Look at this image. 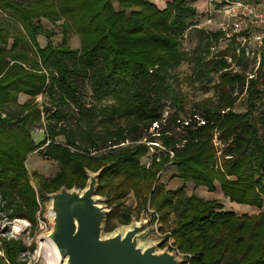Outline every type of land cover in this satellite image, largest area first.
Returning a JSON list of instances; mask_svg holds the SVG:
<instances>
[{"label": "trees", "instance_id": "16d2710c", "mask_svg": "<svg viewBox=\"0 0 264 264\" xmlns=\"http://www.w3.org/2000/svg\"><path fill=\"white\" fill-rule=\"evenodd\" d=\"M196 15L197 9L188 0H173L163 10L149 0H0V228L2 221L23 219L35 231L40 206L27 161L41 151L59 164L52 178L33 175L42 200L63 186L84 189L86 170L104 168L97 194L107 197L111 209L106 232L116 228L115 222L129 225L133 213L139 216L148 205L159 216L162 229L179 208L168 232L180 251L191 255L185 256L186 263L264 264V211L238 216L218 200L187 196L185 186L167 190L158 180L161 170L172 162L185 183L214 192L219 181L231 202L264 209V59L252 79L233 74L228 62L237 58L233 46L212 51L224 32L201 31L205 54L197 60L194 77L208 84L212 75H218L217 108L205 107L200 112L205 124L199 125L194 116L187 126L176 122L183 105L170 84L169 71L181 63V44L192 30L189 20ZM43 19L61 27L59 45L53 44L55 32L45 29ZM71 34L79 37L80 48L70 47ZM39 36L48 39L45 47L40 46ZM27 39L37 57L30 54ZM242 60H236L237 64ZM78 80L91 82L97 101L115 100V105L105 106L97 115L82 107L78 122L88 120L91 125L93 118H101L106 139L117 150L93 154L92 149L81 148L67 124L50 125L45 142L35 143L29 128L41 121L44 111L49 121L65 122V106L81 101ZM235 92L247 94L246 112L223 114L237 100ZM41 95L56 103L53 113L37 105ZM21 96L29 100L21 104ZM168 100L178 106L170 116L165 110ZM166 113L168 123L185 129L186 143L178 149L175 138L164 137L174 158L165 153L157 161L155 156L146 170L141 166L146 146L120 145L142 140L141 124L148 129L159 123L162 133L167 132L171 125L163 124ZM118 116L132 122L130 129L115 128ZM76 127L85 134L81 125ZM215 130L226 145L224 156L231 157L223 163L225 172L213 164L215 150L208 139ZM61 135L65 143L57 141ZM90 147L97 151L96 140L90 141ZM130 192L139 199L134 211L121 203ZM0 243L4 254L0 264H28L21 256L36 248L21 237L0 236Z\"/></svg>", "mask_w": 264, "mask_h": 264}, {"label": "rangeland", "instance_id": "374dc122", "mask_svg": "<svg viewBox=\"0 0 264 264\" xmlns=\"http://www.w3.org/2000/svg\"><path fill=\"white\" fill-rule=\"evenodd\" d=\"M223 2V0L221 1ZM192 3V2H191ZM115 7H117V4H114ZM220 3L217 7L209 8L208 11H204V13H201L202 11H199L198 14L195 17H192L189 21L191 25L195 26L199 25L202 29H194L193 26L191 27L190 33L187 34V37L185 41L181 44V54H182V60L181 63L175 67L172 68L169 71V77H170V84H172L173 88L175 89L176 93L179 96L181 104L183 105V110L180 112L178 119L176 122L178 123V120H189L192 116H194L195 113H198L199 116L200 112L205 108L209 107L211 109L217 108V101H218V95L216 93V90L214 88L215 84L218 82V75H212L211 79L212 81L210 83H203L200 80L196 79L194 77L195 68L197 66V60L199 57L205 54V45L202 42L205 34H203L201 31L205 32H213L217 31L220 27L222 22L224 21L223 14L215 13V10L219 7ZM6 17V16H5ZM212 20L211 23H208L209 20ZM208 21V22H207ZM42 24L47 30H53L55 32V35L52 39L53 44L55 46L59 45L62 41V30L61 27L58 25L55 27L53 24L48 22V20L43 19ZM209 30V31H208ZM40 46L45 47L48 44V39L44 36H39L38 38ZM28 44V50L30 54L34 57H37L36 55V49L32 45L29 39L26 40ZM216 43V42H215ZM228 41H222L220 44H214V50L224 49L228 47ZM249 44V43H248ZM227 45V46H226ZM250 45V44H249ZM70 47L77 49L80 48V39L77 35L71 34V42ZM247 50H250L251 53H255L253 58H245L241 61V65L239 63L236 65V60L239 59L237 56L236 59H234V63L231 65V72L233 74H245L248 76L249 74L254 73L253 67L255 62H260L259 66L256 70L259 71L261 63L264 59V50L259 53L255 50V46L252 44L250 46H247ZM213 51V50H212ZM214 52V51H213ZM233 52L235 53V50L233 49ZM236 54V53H235ZM237 55V54H236ZM260 57V59H259ZM258 65V64H257ZM263 74H264V70ZM79 93H80V99L81 101L79 103L71 101L70 104L66 105L64 110L67 115V119L65 122H57L55 120H48L47 119V113L44 111V115L42 116V119L39 123H37L35 126L30 127V134L32 135L35 143L37 145L44 143L48 131L47 128L51 126H64L65 124L70 127V129L74 130L76 133L77 138L79 139V146L81 148H89L92 149L93 154L95 152L99 154H104L106 151L111 150H117L116 147L113 146L114 143L110 142L106 139V127L103 126V124L100 123L101 118H93L91 125H89L88 120H86L87 123H85V120L81 122H78L80 120V111L81 108L84 107V109H88L90 111H94L95 115L99 114V111L103 109L105 106H112L115 105V100L113 98H106L101 101H97L93 97V91H92V85L89 80H78L77 83ZM208 89V91H206ZM238 96L237 100L228 108H226L224 111H222L223 114L234 111L237 113H244L247 109V94H239V92H235L234 95ZM29 100L28 96H21L19 98V102L21 104L26 103ZM168 107H166V111H168L169 116L172 115L174 112L178 110V106L172 103L171 100L167 101ZM37 105L40 107L41 110L43 108H50L51 113H53L56 109V103L53 102L48 98V96L41 95L36 100ZM172 104V105H171ZM168 116L166 113L164 117ZM202 118V116H201ZM165 127H169L171 125L167 132L162 133V127L160 124H158V127H154V124L149 127L148 129L145 128L143 124H141L140 128L142 129V132L144 134V138L140 141H126L124 144H121L120 146L123 147H131L134 148L138 145L146 146L148 148V152L146 155H144L141 158V166L142 168L148 170L150 169V166L152 165L153 158L156 156L157 161H160L163 154H169L170 158H174L173 151L164 143L163 138L164 137H173L175 138V147L178 149H181L184 147V144L186 141L183 139L184 135L186 133L185 129L181 126H174L172 123H168L169 117L165 119ZM197 120V119H196ZM115 128H125L130 129L132 126V122L128 119H124L121 117L115 118ZM81 125L83 127V130L85 131V134L80 132L77 129V125ZM92 129V130H90ZM93 135H97V137H92ZM220 133L215 130L212 132V136L208 139V142L211 143V146L215 150V155L213 158V164L215 165V168L219 171L225 172V168L223 163L225 161L229 160L231 157L224 156V148L226 145L221 142L219 138ZM92 137V138H91ZM57 141L60 143H65L66 139L64 136H58ZM96 140L97 143V151H95L93 148L90 147V141ZM92 154V155H93ZM27 168L29 170V174L31 177V185L34 188L37 200L41 203L40 204V210L41 213L39 215L40 220H46L44 218L45 216V210L47 206V201L45 199H41L39 196V187L37 186V182L33 178V175L35 173L45 177V178H52L54 177L58 171H59V164L51 159H48L43 156L41 151H37L32 153L27 161ZM228 179H231L228 177ZM159 183H162L165 185V188L167 190H177L181 188L182 186L186 187V195L190 196L192 194L197 195L200 198H203L204 200H218L221 204L225 206V209H231V211H234L237 213L238 216L247 214H258L264 209L259 210L256 207L250 206V205H243L231 202L228 197H226L221 190V184L219 181L215 182L216 185V191L210 192L205 187H198L194 182H187L185 183L180 177H179V171L175 164L172 162L168 163L163 170H161L159 174ZM106 198L107 197H102ZM123 206L131 209L134 211V209L138 206L139 199L134 195V192H130V194L121 202ZM178 209L174 210L171 214V219L168 224V226L163 227L162 229L161 224L158 225L157 222V216L154 213V210L148 205L146 208L143 209L145 211V219L148 220V227L147 232L142 238L143 243H150L155 242L158 240L164 239L166 236H170L169 230L174 226V223L177 220L178 216ZM142 211V212H143ZM142 214V213H141ZM141 214L138 216L137 213H133L132 218L139 221L141 218ZM47 227L41 228L40 221L38 220V224L36 226L35 231L31 229L30 223L27 220L23 219H15L13 221H2L1 228H0V236L3 237H21L24 242L30 246L33 243L36 244V248L32 252H28L25 255L21 256L23 260H27L28 264H56L57 263V256L54 253L53 245L49 243L46 235L50 232L51 226L50 223L46 220ZM122 226L118 222H115L114 227L118 228ZM159 226V227H158ZM156 227H158V233L156 230ZM115 228V229H116ZM2 231L8 232L7 235L1 233ZM1 244V243H0ZM1 246V245H0ZM165 248V247H164ZM163 249V248H162ZM3 252L0 251V256H3ZM62 264V263H61Z\"/></svg>", "mask_w": 264, "mask_h": 264}, {"label": "water", "instance_id": "95a60500", "mask_svg": "<svg viewBox=\"0 0 264 264\" xmlns=\"http://www.w3.org/2000/svg\"><path fill=\"white\" fill-rule=\"evenodd\" d=\"M104 168L86 170L84 189L61 187L46 193L44 218L50 223L46 235L62 264H185V259L164 246L165 240L142 242L147 232L145 211L139 221L106 232L111 212L107 199L97 194ZM163 248V249H162Z\"/></svg>", "mask_w": 264, "mask_h": 264}, {"label": "built area", "instance_id": "2783aa9c", "mask_svg": "<svg viewBox=\"0 0 264 264\" xmlns=\"http://www.w3.org/2000/svg\"><path fill=\"white\" fill-rule=\"evenodd\" d=\"M209 6H212V8L214 9L218 6V4H216L215 0H210ZM217 9L219 10H215V13H220L224 16V21L222 22L221 27L218 29L224 32V36L220 39V43L224 40L228 41L227 45L231 47L233 46V49L236 51L239 59L253 58L255 53H251L250 50H247V46H250L252 44L255 46V50L257 52L261 53L264 50V0H223V2H220V5ZM208 20V23L212 22V20ZM195 27L198 29H202L199 25ZM212 50L215 51L214 47L212 48ZM228 62L232 65L234 63L233 58H228ZM235 63L237 65V62ZM259 64L260 62H258L257 60L253 67L254 73L249 74L248 79H252L254 77V75L256 74L255 69L258 68ZM166 118L167 116L164 117L163 124L165 123ZM194 118L195 120L197 119L196 121L199 123V125L205 124L203 118H201V116H199L198 114H195ZM190 120L191 119L178 120V123L187 126ZM158 124H154V127H158ZM49 143L50 141H48L46 146ZM38 204L40 206L41 203L38 201ZM40 213L41 210L38 212V220L40 221L41 228H45L47 227L46 220H40ZM156 216V223L160 225L159 216ZM158 227H156V230L159 234ZM164 240L165 246L168 247L171 251H175L179 257L183 259H185V256H188L189 258L191 257L190 254H185L180 251V249L175 245L172 237L166 236ZM185 264H189V262L186 263L185 261Z\"/></svg>", "mask_w": 264, "mask_h": 264}, {"label": "crops", "instance_id": "0c3cea01", "mask_svg": "<svg viewBox=\"0 0 264 264\" xmlns=\"http://www.w3.org/2000/svg\"><path fill=\"white\" fill-rule=\"evenodd\" d=\"M157 5V7L160 10H163L167 7L168 3L172 2L173 0H149ZM210 0H188V2H192L191 4L197 9V14L199 11H202L201 13H204V11H208L209 8H212V6H209ZM216 4H219L222 0H215Z\"/></svg>", "mask_w": 264, "mask_h": 264}, {"label": "bare ground", "instance_id": "6f19581e", "mask_svg": "<svg viewBox=\"0 0 264 264\" xmlns=\"http://www.w3.org/2000/svg\"><path fill=\"white\" fill-rule=\"evenodd\" d=\"M53 249H54V253L56 254V256H57V263L56 264H61V261H60V259H59V257H58V254H57V252H56V250H55V248L53 247Z\"/></svg>", "mask_w": 264, "mask_h": 264}]
</instances>
